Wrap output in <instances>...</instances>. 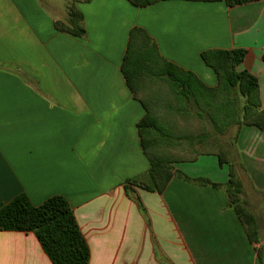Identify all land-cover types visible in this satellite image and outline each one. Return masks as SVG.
I'll return each instance as SVG.
<instances>
[{"label": "crops", "instance_id": "obj_1", "mask_svg": "<svg viewBox=\"0 0 264 264\" xmlns=\"http://www.w3.org/2000/svg\"><path fill=\"white\" fill-rule=\"evenodd\" d=\"M70 4L83 36L54 27ZM133 27L207 86L217 79L203 51L246 49L238 69L256 76L264 109V0H0V208L20 193L34 205L63 196L88 264H264V129L235 125L215 141L229 151L257 241L223 190L179 175L224 184L228 164L213 153L172 162L162 193L127 182L150 166L136 128L145 109L121 71ZM0 264L51 262L32 232L0 230Z\"/></svg>", "mask_w": 264, "mask_h": 264}, {"label": "trees", "instance_id": "obj_2", "mask_svg": "<svg viewBox=\"0 0 264 264\" xmlns=\"http://www.w3.org/2000/svg\"><path fill=\"white\" fill-rule=\"evenodd\" d=\"M128 1L143 7L158 0ZM222 1L233 7L256 0ZM82 19L74 4H70L66 22L55 21L54 27L83 36ZM245 55L244 48L203 51L201 58L213 69L217 79L215 86H207L192 72L161 57L148 34L140 27H133L121 71L131 94L145 109L136 128L150 164L144 179L133 178L127 182L162 193L176 174L172 162L194 160L201 153H213L219 165L228 164L229 178L224 184L179 175L186 181L223 190L227 204L237 214L249 241L254 242L258 234L255 218L241 199V187L235 178L229 151L221 145L216 148L215 144L216 135L235 125L264 129L258 80L249 71L238 69ZM126 190L129 192L128 187ZM135 200L138 202L137 198ZM138 205L142 210L141 204ZM0 230L32 232L51 264L89 263L88 244L63 196L53 195L34 205L25 193L16 195L0 208Z\"/></svg>", "mask_w": 264, "mask_h": 264}, {"label": "rangeland", "instance_id": "obj_3", "mask_svg": "<svg viewBox=\"0 0 264 264\" xmlns=\"http://www.w3.org/2000/svg\"><path fill=\"white\" fill-rule=\"evenodd\" d=\"M263 253H264V251H263Z\"/></svg>", "mask_w": 264, "mask_h": 264}]
</instances>
